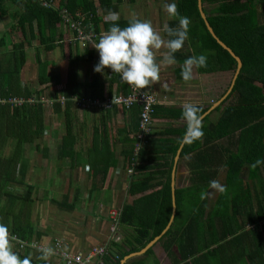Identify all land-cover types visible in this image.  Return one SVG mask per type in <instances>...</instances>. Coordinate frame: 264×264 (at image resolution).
<instances>
[{
	"label": "trees",
	"instance_id": "trees-1",
	"mask_svg": "<svg viewBox=\"0 0 264 264\" xmlns=\"http://www.w3.org/2000/svg\"><path fill=\"white\" fill-rule=\"evenodd\" d=\"M171 1L177 4L180 16L187 17L190 21L188 39L182 49L174 54L178 64L174 69L176 81L185 84L198 82L193 77L190 81L184 82L181 78V69L187 58L203 54L207 57V66L195 67L198 77L204 80L203 86L227 87L215 97V101H218L230 86L236 62L208 33L199 15L197 0ZM201 3L214 34L240 58L242 67L228 97L202 120L204 132L202 141L191 145L184 143L180 158L188 157L191 188H204L206 192L209 190L210 182L218 176L219 170L224 169L223 186L229 187L232 191L229 202L233 210L230 212L226 206H221L222 208H219L222 212L217 208L218 213L211 222H203L200 220L202 210H195L193 205L183 227L178 228L176 221L184 198L183 191L176 189L174 222L159 243L161 242L169 256L171 255L169 253H172L169 249L178 242L181 244L179 252L184 255L183 257L186 258V255L187 258L193 257L197 254L203 261L219 256L225 247L232 249L239 244L242 246L244 242L242 239L249 237L252 238L251 243H254L255 250L250 251L251 255L247 254L245 248L240 247L239 251L247 254L249 264H264L262 254L258 253V241L264 231V225H260L264 220V164L255 169L250 167L257 159L264 160V22H262L264 11L261 16L258 14V9L264 6V0H201ZM121 4L122 0H0V20L11 15L10 19L13 21L0 36V223L7 225L21 241L29 242L35 237L30 218L34 186L25 183L28 171L26 156L29 159L27 152L33 147L40 152L41 159H46L49 151L47 147L41 148L39 144L45 134V108L40 104L18 105L11 101L14 98L39 97V92H34L20 79L21 70L27 60V51L32 50L35 54L38 80L41 84L46 81V71L49 67L47 65L49 62L40 61L41 54L56 47L63 50V46H70L66 36L59 30L60 27L58 28L61 11L66 10L73 17L87 15L93 23V33L100 35L112 26V22L104 21L103 17H98L96 13L99 10L102 13L116 12ZM11 8L16 10L9 13ZM129 21L115 23L125 27ZM167 26L177 28L178 18L171 19ZM163 36L166 40L169 39L165 31ZM63 55L65 56L64 53ZM67 56L68 69L65 86L61 92L66 101L63 104L54 103L52 109L63 128L57 147V164H67L68 168L74 169L82 164L83 159L82 153L76 150L78 133L75 131L74 120L78 112L72 99L82 98L84 91L86 96H97L102 104L114 94L126 95L129 87L124 84L125 87L122 85L121 90L114 91L112 86L114 83L123 84L120 76L115 74L113 79L109 80L106 94L102 95L103 89H99L103 83L98 82L97 78L91 82L87 80L80 82L78 71L81 59L70 54ZM93 57V51L87 48L82 60L91 62ZM212 75L219 78L211 81L209 77ZM224 78L228 80L225 81ZM33 93L38 95H32ZM198 107L201 115L209 109V106ZM114 108L117 106L112 109ZM100 109V117L92 118L93 133L91 144L86 149V167L88 171H93L92 177L98 178L99 183L103 185L108 172L116 166V160L109 143L113 131L109 132L107 129L111 110ZM123 111L130 112V122L125 129L116 130L115 138L125 136L120 141L125 154L123 158L125 161L127 159L128 165L132 159L133 143L138 141L136 137L139 134L141 108L133 105L129 109L123 108ZM181 113L182 108L156 103L150 115V128H153L152 120L184 121ZM212 115L213 120L210 119ZM171 127L153 128L155 130L147 135L143 149L137 153L138 164L134 175L130 177L127 189L129 196L137 197L123 205L118 229L120 240L109 244L108 253L104 256L102 264H120L125 256L143 249L167 226L172 211L171 171L186 124L182 129ZM8 145L11 148L5 153ZM245 168L248 169V176L243 180L240 175ZM15 187H24L25 195H17L12 190ZM95 187V184L92 185V188ZM227 188L224 196L219 192L218 203L228 201ZM237 199H241V202ZM68 201V196H64L62 202L50 200L59 209L72 211L74 206L68 204ZM202 218L204 219L203 216ZM247 226L251 228L246 230ZM195 233L198 239L202 235L211 236L205 243L203 239L202 247L199 246L195 248L196 250L192 247L186 248L184 250L186 253L182 254L183 241L186 240L188 244L194 242ZM260 244L263 243L260 241ZM211 246L215 247L209 249ZM202 249L206 252L200 255ZM17 252L21 258L28 256L22 255L21 252L24 250L19 248ZM152 255L151 248L143 258ZM230 256L237 258V254L232 253ZM142 259L135 260L132 264H143ZM153 262L156 264V259H153ZM191 264H195V258Z\"/></svg>",
	"mask_w": 264,
	"mask_h": 264
},
{
	"label": "crops",
	"instance_id": "crops-1",
	"mask_svg": "<svg viewBox=\"0 0 264 264\" xmlns=\"http://www.w3.org/2000/svg\"><path fill=\"white\" fill-rule=\"evenodd\" d=\"M136 1L137 0H134V3ZM134 3H132V4H134ZM15 10H16L15 8H11L9 13H13ZM116 13L119 14V19L117 21L132 20V19L143 20L142 17L132 18V13H129L123 7H119V9L116 11ZM96 14L98 17H103L104 21H109L108 13H102V11L99 10L98 13H96ZM71 16L73 17V15H71ZM10 17H11V15H10ZM10 17H6L4 19H7V18L10 19ZM74 18H79L78 20L82 21V26L86 27L87 29H89L93 33V31H92L93 23L90 20V18H88L87 15H77V16L75 15ZM4 19L0 20V24L3 23ZM109 22H111V21H109ZM151 23L153 25V22H151ZM59 25H58V28L60 27L59 30L62 32L63 35L66 36V40L73 38L74 34H71L67 30L65 31V28H62ZM93 34H95V33H93ZM100 35H97L96 42H98V38ZM68 44H70V46H68V45L63 46V50L56 47L55 49H53L51 51L44 52L43 54H41L40 61L42 62V60H43V61L49 62V64L47 63V65H49V67L47 68V71H46V81L40 84L39 80H38V73H37V76H36L37 84H35V85H38L39 87L34 92H39V95L36 93L35 94L33 93L32 95H38L39 97L40 96H47L49 98L56 97V96L58 97L59 94L61 96V92L64 89L65 79H66V72L65 71L63 72L62 66L65 64H67V66H68V56H67L68 54H70L72 57L77 56L78 58L81 59L79 61L78 80L80 82L85 81V80H87L88 82H91V80L97 78L98 82L101 81V83H103V85H101V89H99V90L103 89L102 95L106 94L107 87L109 85V80L113 79V76H115V73H112L110 69H109L110 71L109 70H103L102 73L94 72V67L99 62V54L94 48H92V46L87 47V48L90 49L91 51H93V53H94L93 60L91 62H86V61H83L82 58L86 52V50H84V49H87V48L83 47L80 44L73 43V42H70ZM163 49L164 48H161L160 50H163ZM30 51H32V50L27 51V58H26L27 60H26V63L21 70V74H20L21 82H28V81L32 80L31 79V77H32L31 70H32L33 63L36 65L35 67H36L37 72H38V64L34 58L35 54L34 53L31 54ZM62 51L65 54V56L63 55ZM159 58L161 59L163 57L156 56V62L158 64H161V71H160L161 81L154 84V86L152 85V86L147 87L141 91L144 93H147L149 95H153V96H155V98L157 97V95L153 92H150V91H157V93H159V95H160V97L158 99L159 100L162 99V102L160 101L161 103L158 101L159 104L173 106V108L174 107L182 108L183 105L186 103H192V104L199 106L200 105L199 102L190 101L186 97L187 96L186 94H190L192 91L190 89V87L196 88L197 86L199 87V85H196L195 83L185 84V83L176 81L174 69L176 67L175 65L177 64V62L173 65L166 66V65L162 64V60H159ZM33 68H34V66H33ZM106 72H107V74H106ZM194 72L195 73H192V77L195 80H199V77L196 74L195 69H194ZM198 83H199V81H198ZM122 85L124 86V84H121V83H120V85L117 83L116 84L114 83L112 85L113 90L114 91L116 89L121 90ZM201 87H204V86H201V84H200L199 88H201ZM130 88L131 87H129L127 94H129ZM122 91H124V89H122ZM82 92H83L82 97H84L86 99H90V100H94V101L99 100V98L97 96L96 97L86 96L84 94V91H82ZM74 108L76 109V107H74ZM47 110H49V109H45V122H46V113L47 112H49V114L53 115V117L56 118L55 114L53 113L52 108L50 111H47ZM100 111H101V109L98 107H92V108L87 109L85 111H80L79 109L77 110L78 116L80 118L84 117V120L82 118V124H83L82 127H83V129L86 128L85 134L83 136L84 137V143H85L84 152L82 153L80 150L76 149L77 151L82 153V159L83 160H86V158H87L86 149L91 144V135L93 133L92 118H99L100 117L99 116ZM110 116L111 117L107 121V129L109 130V132L113 131V136L110 139L109 143L111 146V150L113 151V154H114V159L116 160V166L108 172L107 178H106L107 180H105L103 185L99 183L98 178L92 177L93 171L92 170L88 171L86 164H84V163L79 164L74 169L69 168V170H68L69 173L66 174L68 177L73 178V175H74V179H76V181H78L81 177H84V179L87 181V183H84V185H83V187L86 186V190H85V193H83V195H82V191L80 192L81 188H80L79 183H77L75 185V188L73 189L72 193H70L71 190L67 189L68 190V197H69L68 204L74 206V209L72 211L61 210L56 205H55L56 209H53L50 205H48L49 200H45V198H47L46 193L48 194V191L44 190V192H43V189H42V187H40V185H38V186L32 185V186H34V191H33L34 196L32 197L33 204L31 206L30 218H31L32 227L34 229L35 237H33V239H31L29 241V243L35 242L40 247L50 246L54 250H55V244L61 243L62 249L64 251L69 252V253H74V254L81 253V251L85 252L94 246L106 245L109 241V238H110L111 220L109 218V212L112 210H117L119 212V218H118V229H119V221H120L119 219H120V214H121V210H122L123 205L130 203L134 198L137 197V196H135V197L129 196L127 194V189H128L129 182L131 180L130 177L134 175L136 166L138 164L137 155L139 154V152L137 155H134V149L132 148V159L130 160L129 164L126 165L127 159L125 161V158H123L125 154L123 152V145L121 144V141H120L121 139H124L125 136L124 137L120 136V138L117 139V138H115V134H117L115 132H116V130L121 131L122 129H125V127L129 125L130 112L125 113L123 111V108L117 107V108L111 109V115ZM212 116H214V115H212ZM211 117H210V119L212 120ZM85 119H87L86 122H85ZM51 121H52V119H51ZM152 121H154V123L157 124V125L153 126V128H155V129L165 128V127L169 128L171 126H173L171 128L182 129V128H184V125L186 124L185 121H182V120H173L171 122H168V121L157 119V120H152ZM45 124H46V127L44 130L45 131L44 136H48L51 138L52 136L55 135V131L58 129L55 126L51 129V127L48 125L49 123H47V122ZM153 128H150V132L155 130ZM80 129L81 128H79V130ZM129 137H132V136H129ZM134 144L135 143H133V146H134ZM40 147L43 148L46 146L44 144H41ZM32 150L33 149H30V151L27 152L29 154V158H30ZM56 153H57V150H56ZM26 159L28 161V171H27V175H26L27 178H26L25 183L27 185L35 184L34 182L30 181V180H32V177H30V174L33 171V169H32L33 167L30 166V165H32L31 161L27 158V156H26ZM182 163L184 164L185 168H187V171H186L187 173H185V174L188 175V181H189L190 172L188 170L189 169L188 157H184L182 159L179 157V159L177 161V168H176V174H175V176H176L175 177L176 189L183 191L182 194H184V190L186 192L187 189L191 188V185H189L188 187H186V185L179 187L177 184L178 176H179V174H181V173H178V170H179V167L181 166L180 164H182ZM55 164L57 165V162ZM128 170H132V173L129 174ZM223 170L224 169H220L218 174L220 173V171H223ZM245 170L247 173L246 174V178H247L248 169L245 168ZM55 171H56L55 174L58 175L57 181H56V186L59 188L61 186V183H60L61 177L60 176H62L63 173H61L59 168L58 169L55 168ZM244 171H242V173ZM70 172H73V175ZM242 173L240 175L241 177H242ZM224 174H225V171H224ZM182 175L184 178L186 177V175H184V174H182ZM246 178L245 179L242 178V179L246 180ZM216 179H218V177H216L214 180L216 181ZM94 184L96 185V187L92 188V185H94ZM189 184H190V182H189ZM255 186H256V183H255ZM258 186H260V185L258 184ZM210 188L211 187H209L208 189H210ZM12 190L17 195H20V196H23L26 193V190L24 187H15ZM40 190H41V192H40ZM257 190H259V188ZM208 191L209 190H207V193H208ZM18 193H20V194H18ZM219 195H220V193L218 192L217 195L213 196L214 197L213 200L209 199L211 207H210V204H208L207 211L210 208L212 210V212H204V211L201 212L202 216L203 217L205 216V219H207V221L211 222L212 218H215L217 213H218L217 208H218V198L220 197ZM65 196H67V194ZM60 202H62V201H60ZM39 205H42V207H39ZM175 205H176V203H175ZM225 205H226L228 211L231 212V210H233L231 202L227 201V203H225ZM67 206L69 207V205H67ZM194 206H195V210H197V209L203 210L204 204L201 206V208H200L199 203H197V204L195 203ZM39 208L42 209V213H40L41 211H37ZM214 210H216L215 214H214ZM47 211H49L50 214ZM49 215L51 216V220L48 223L47 219H48ZM175 215H176V210H175ZM35 216H36V219H34ZM77 218H79L81 220H77ZM64 221L68 222V223H65L67 225V228H64V226H65ZM80 222H81V224H80ZM173 222H174V219H173ZM173 222L171 223V225L173 224ZM176 222H177L178 228L183 227V225L185 223V222H181L179 220ZM171 225H170V227H171ZM260 225H264V220L260 222ZM170 227H169V229H170ZM78 228L79 229L83 228L84 230L80 231ZM250 228H251L250 226H247L246 230H249ZM74 233H82V235H83L81 238L82 241L77 240L74 236ZM195 235H196V233H195ZM210 236H211L210 234H208L207 236L202 235L199 239H196V237H195L193 239V241L195 242V245H196L197 241H200L202 244L204 240H205L204 243L206 241H209ZM119 240H120V236L117 232V236H116V239L114 241L117 242ZM159 240L151 247L152 251H153L152 256H146L143 258L144 254L149 249H151V248H149L144 254L138 255V256L132 258L131 260H129L125 264H132L135 260H141L142 258H143L142 259L143 264H154L153 259H156V261H157L156 264H185V263L191 264V261L194 258H195V264H199V262H201L203 264H249V260H247V258H249V257L246 255L247 254L251 255L250 251L255 250L254 249V243H251L252 238L244 237V239H242L244 241L242 246L239 244V245H236L232 249H228L225 247L222 250V253L219 256L217 255V257L221 256L224 261H221V260H219L213 256H210V257H213L210 260L204 259L202 261L201 259H199V255H197V254H195L193 257H188V258H187V255L185 254L186 255V258H185V257H183L184 255L182 256L180 254V252H177L176 248L173 249L172 247H171L172 249H169V251L172 252L173 254L169 253V254H171L169 256L168 253L164 251V249L162 247L163 245L161 244V242L159 243ZM260 241L263 243L262 244L263 246L260 244ZM26 242H28V240H26ZM111 242H113V241H110L109 244ZM82 245L84 246L83 247L84 250H81V251L77 250V252L73 251V250L78 249ZM188 247H191V246H188V242H185L182 246V254L186 253L184 250ZM214 247L215 246H211L209 249H212ZM240 247L245 248L248 251L247 254H245L244 251H240L236 259L234 258V256H230V255H232V253L236 255L238 253V250ZM193 248L194 247H192V249ZM258 248H259L258 253H261L263 256V258H261V259H264V252L262 251V250H264V231H262V233L260 234V238L258 241ZM15 250L18 251V248L16 245H15ZM205 252L206 251H204V249H202L200 255H202ZM21 253H22V255H24V254L30 255L32 258V264H64L62 259L59 258L56 254L53 255L47 261L39 259L38 257L41 255V253L37 249H32V250L29 249V250H25L24 252H21ZM254 257L255 256H253V258ZM40 261H42V262H40Z\"/></svg>",
	"mask_w": 264,
	"mask_h": 264
},
{
	"label": "clouds",
	"instance_id": "clouds-1",
	"mask_svg": "<svg viewBox=\"0 0 264 264\" xmlns=\"http://www.w3.org/2000/svg\"><path fill=\"white\" fill-rule=\"evenodd\" d=\"M169 19L178 18V27H164L169 39L165 38L152 25L150 20L132 19L125 27H120L115 22L119 14L109 11L108 19L112 26L101 34L98 42L92 47L99 54V62L94 67V72L102 73L105 68L120 76L121 82L133 90L140 92L161 81V64L156 62L157 51L165 48L162 64L170 66L176 63L174 54L182 49L188 39V26L190 21L187 17L180 16L176 3H168L164 6ZM207 66V57L203 54L187 58L181 69V78L184 82L192 79L193 68ZM181 118L186 123V129L182 142L191 145L202 141L203 123L199 107L192 103H186L182 107ZM264 164V160L257 159L250 167L255 169ZM210 187L220 193L226 192V188L218 181H211ZM202 194V198H203ZM23 242L14 235L9 227L0 223V264H32L30 255L21 258L15 250V245ZM41 253L38 257L49 260L55 255V250L50 246H36Z\"/></svg>",
	"mask_w": 264,
	"mask_h": 264
},
{
	"label": "rangeland",
	"instance_id": "rangeland-1",
	"mask_svg": "<svg viewBox=\"0 0 264 264\" xmlns=\"http://www.w3.org/2000/svg\"><path fill=\"white\" fill-rule=\"evenodd\" d=\"M132 3H134V2H129V0H123L122 4L119 7H123L129 13H132V18L142 17L143 20H150L151 22H153V25H154L153 27H155V29L158 32H160L161 35H162L165 25H167L168 22L171 20V19L168 18L166 12L164 11V6L166 4H168V3H172V1L171 0H137L134 4H132ZM258 10H259L258 14L261 16L262 12L264 11V6H262ZM262 22H264V17L262 18ZM11 23H12V19H9V18L4 19L3 23L0 24V36H1L2 32H3V30L8 28V26ZM165 40H166V38H165ZM84 50H86V49H84ZM166 51L167 50L165 48L163 50L157 51V56L163 57L162 54L164 52H166ZM30 53L33 54L32 51H30ZM159 60H163V58H161V59L159 58ZM177 65L178 64H176L175 66H177ZM33 66H34V68H33ZM33 66H32V70H31V74H32L31 79L32 80L28 81L29 83L28 82H22V83L24 85H28L30 87V89H33L35 91L39 87L38 85H35V84H37L36 76H37L38 72H37V69L35 67L36 65L34 63H33ZM62 69H63V72L64 71L66 72V70L68 69L67 64L63 65ZM194 69H195V67L193 68V73H195ZM104 70H109V69L105 68ZM106 74H107V72H106ZM217 75H212V76L209 77V79L211 81H215V80H217L219 78V76H217ZM224 79H225V81L228 80V78H224ZM220 80L222 81V79H220ZM198 81H199V83L195 82V84L199 85V87H200V84H201V86H203L204 80L202 81L201 78L199 77ZM199 87L198 86L196 88L190 87V89L192 91H191L190 94H186L187 95L186 97L190 101L199 102L200 103L199 106L201 108H204L206 106H209V108H210V106L213 103L217 102V100L215 101V97H217L219 94H221L227 88L226 86H221V87L205 86V87H201V88H199ZM150 92L155 93L157 95V97H156L157 99L160 97V95H159V93H157V91H150ZM158 101L162 102V99L161 100L158 99ZM227 103L229 104L230 102L228 101ZM227 103L225 104V106L227 105ZM50 110L51 109H49L47 111H50ZM82 118L84 120V117H82ZM82 118L77 116V118L74 120V123H75V131H76V133H78V142H77V145H76V149L80 150L83 153L84 152V148H85L84 147L85 143H84V137L83 136L85 134L86 128L83 129V127H82L83 126ZM211 118L213 120V116ZM51 119H52V121H51ZM86 120L87 119H85V122H86ZM46 122L49 123L48 125L51 127V129L55 126L58 130L55 131V135L52 136L51 138L48 137V136H43V138L39 141L40 145L44 144L49 149L48 157L46 159H41L40 158V152H37L36 150H34L33 147H31V149H33V150L31 152L29 160L31 161L32 165H30V166L33 167L32 168L33 171L30 174V177H32V180H30V181L35 183V184H31V185H36V186L40 185V187H42V189H43V192H44V190L48 191V197L45 198V200H49V202H48L49 204L48 205H50L53 209H56L55 208V204H52L50 202L51 199H56L58 202L62 201L66 194L68 196V190L67 189L71 190L70 193H72L73 189L75 188V185L77 183L80 184V188H81L80 192L82 191V195H83V193H85V190H86V186L83 187V185H84V183H87V181L84 179V177H81L78 181H76V179H74L73 172H70L73 175V178L72 177L71 178L68 177L66 175V174L69 173L68 172L69 168L67 167V164H62V163H58L57 165L55 164L57 162V160H56V150H57V147H58V143L60 141V136H61V133L63 131V128H62L61 122L58 119L54 118L53 115L49 114V112L46 113ZM152 125L154 126V125H157V124H155L154 121H152ZM79 128H81V129L79 130ZM10 148H11V146L8 145L7 148H6L5 153ZM86 162H87V159L86 160H82V164L83 163L87 164ZM180 165L181 166L179 167L178 173H181V174H179V176H178L177 184H178L179 187H182L184 185H186V187H188L190 185L189 181H188V175L185 174V173H187L186 172L187 168H185L183 163L180 164ZM55 168L61 169L60 171H61V173H63V175L60 176L61 177V179H60L61 186L59 188L56 186V181H57L58 175L55 174V172H56ZM182 174L186 175V177L184 178ZM246 174L247 173H246V170H245L242 173V177L241 178L245 179L246 178ZM217 177H218V179H216V181H218L221 185H223V183H224V170L220 171V173L218 174ZM227 191H228V202H229V200L231 198V195H232V193H231L232 191H230L229 187L227 188ZM40 192H41V190H40ZM217 193H218V191H216L215 189H212V188L209 189L208 193L205 191L204 188H199V189L189 188V189L186 190V192L184 190V194H183L184 201H182L181 204H180L181 211L178 214L179 215L178 216V220L181 221V222H185L188 219L189 213L191 212V210L193 208V205L195 203L196 204L199 203L200 206L204 204L202 211H204V212H212V210L210 208L207 211V206H208V204H210L209 199L213 200L214 199L213 196L217 195ZM18 194H20V193H18ZM202 194H204L203 198H202ZM224 194H225V192L221 193L222 196H224ZM235 196H236V193H235ZM237 200L239 202H241V199H237ZM237 200H235V202L239 203ZM225 203H227V202H219L218 203V208L221 207V206L225 207L226 206ZM39 207H42V205H39ZM210 207H211V204H210ZM221 208H219L220 212H222ZM37 211H41L40 213H42V209L41 208H39ZM47 212L50 214L49 211H47ZM199 214L201 215L200 212H199ZM34 219H36V216H35ZM50 220H51V216L49 215L48 219H47L48 223H49ZM77 220H81V219L77 218ZM195 220H197V219L195 218ZM200 220H203V222L207 221V220H205V216H204V219L201 216ZM65 223H68V222L64 221V224ZM80 224H81V222H80ZM64 228H67L66 224H65ZM79 230L82 231L84 229L81 228ZM74 236H75V238L77 240L82 241L81 240V238L83 236L82 233H74ZM195 237H196V239H198L197 235H195ZM184 241L186 242V240H184ZM180 245L181 244H179L177 242L176 244L172 245V248L173 249L176 248L177 252H179ZM188 246H191V247H194V248H198L199 246H203V244H201L200 241H197L196 245H194V242H192V243L188 244ZM83 247L84 246L82 245L81 247H79L78 249L73 250V251L77 252V250L78 251L84 250ZM94 247H96V246H94ZM94 247H91L90 249H88L85 252L81 251V253L82 254L88 253ZM188 248L190 249V247H188ZM239 252L240 251L238 250L237 256H238ZM71 254H74V253H71ZM216 258L221 260V261H224L221 256L220 257H216ZM199 264H203V263L199 262Z\"/></svg>",
	"mask_w": 264,
	"mask_h": 264
},
{
	"label": "built area",
	"instance_id": "built-area-1",
	"mask_svg": "<svg viewBox=\"0 0 264 264\" xmlns=\"http://www.w3.org/2000/svg\"><path fill=\"white\" fill-rule=\"evenodd\" d=\"M79 18L72 17L66 10H62L60 13V25L62 28H65V31H69L71 34H74L73 38L67 39V42H73L82 45L83 47H91L93 43L97 40V35L93 34L89 29L82 26V21L78 20ZM93 48V47H92ZM13 103L18 105H22L23 103H27L29 105L40 104L43 108L51 109L53 104L59 102L63 104L66 101V98L63 96H56V97H47V96H40V97H30V98H14L11 99ZM74 102V106L76 109L80 111H85L92 107L103 108L105 110H111L114 106L120 108L129 109L133 105H137L141 108L140 111V129L141 133L138 134L136 139L138 141L134 145V155H137L138 151L144 145V134L147 133V126L150 125L151 121V113L152 107L154 104L158 103L155 96L149 95L142 91L137 92L130 88V92L127 95L122 94H114V96L102 104L99 100L94 101L90 99L82 98H74L72 99ZM128 173L131 174L132 170H128ZM109 218L111 220L110 226V238L106 245L103 246H96L91 249L88 253H78V254H71L66 252L62 249L61 243L55 244V254L62 259L64 264H102V260L104 256L108 253L109 250V242L114 241L117 236L118 232V218L119 212L117 210H112L109 212ZM23 242V247L20 244H16L17 248L20 250L25 249H37L33 247V245L38 246L35 242Z\"/></svg>",
	"mask_w": 264,
	"mask_h": 264
},
{
	"label": "water",
	"instance_id": "water-1",
	"mask_svg": "<svg viewBox=\"0 0 264 264\" xmlns=\"http://www.w3.org/2000/svg\"><path fill=\"white\" fill-rule=\"evenodd\" d=\"M197 9L200 15V18L202 19V21L204 22V25L208 31V33L211 35V37L216 41V43L223 49L225 50L236 62V70L234 73V76L232 78V81L230 83V86L228 88V90L226 91V93L215 103H213L210 108L201 115L202 120L208 115L210 114L212 111H214L217 107H219L221 105V103L228 97V95L231 93L235 80L240 72V69L242 67V63L239 57H237L232 51L231 49H229L223 42H221L217 36L214 34L212 28L209 26L208 22H207V16L205 15L203 9H202V3L201 0H197ZM182 143L179 147V149L176 152V155L174 157V162H173V167H172V172H171V200H172V211H171V216L169 219V223L166 226V228L162 231V233L155 237L152 241H150L143 249L139 250V252L136 253H132L129 254L127 256H125L121 261L120 264H125L126 262H128L129 260H131L132 258L138 256V255H142L144 254L149 248H151L169 229L171 223L173 222L174 216H175V210H176V205H175V190H176V180H175V174H176V168H177V161L179 159L180 156V152L181 149L183 147Z\"/></svg>",
	"mask_w": 264,
	"mask_h": 264
},
{
	"label": "bare ground",
	"instance_id": "bare-ground-1",
	"mask_svg": "<svg viewBox=\"0 0 264 264\" xmlns=\"http://www.w3.org/2000/svg\"><path fill=\"white\" fill-rule=\"evenodd\" d=\"M157 102H158V100H157ZM157 104H159V102L157 103ZM137 106V105H136ZM150 125L149 126H147V133H145L144 134V142L146 143V137H147V135L150 133ZM141 133V129H140V124H139V134ZM145 143H144V145H145ZM144 145L142 146V148L138 151V152H140L142 149H143V147H144ZM180 157V156H179Z\"/></svg>",
	"mask_w": 264,
	"mask_h": 264
}]
</instances>
